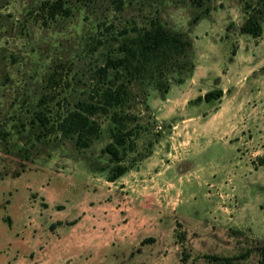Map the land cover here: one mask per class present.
Here are the masks:
<instances>
[{"label":"rangeland","instance_id":"rangeland-1","mask_svg":"<svg viewBox=\"0 0 264 264\" xmlns=\"http://www.w3.org/2000/svg\"><path fill=\"white\" fill-rule=\"evenodd\" d=\"M53 3L64 10L47 15ZM246 3L264 7V0H0V131L8 133L0 132V264H216L212 255L257 262L264 15L260 36L240 32ZM153 18L191 41L193 68L171 72L163 97L147 82L135 87L128 109L138 116L137 134L119 162L129 168L110 181L108 116L98 117L100 134L85 148L58 132L36 138L39 123L30 119L39 109L54 121L83 96L110 28L146 27ZM216 87L219 100L194 101Z\"/></svg>","mask_w":264,"mask_h":264},{"label":"trees","instance_id":"trees-1","mask_svg":"<svg viewBox=\"0 0 264 264\" xmlns=\"http://www.w3.org/2000/svg\"><path fill=\"white\" fill-rule=\"evenodd\" d=\"M58 8L64 10L60 3L49 5L47 15L54 14ZM245 10L247 15L240 32L256 38L262 34L264 7L246 3ZM98 44L96 49H102L105 56L102 64L93 69L83 96L76 99L71 107L65 108L62 114L58 112L54 121H50L49 114L37 109L30 122L39 123L36 138H40V131L44 135L58 132L64 137H73L78 148H85L100 134L98 117L108 116L112 140L105 150L112 160H116L109 177L110 181H114L129 168L119 163L123 156L121 152L133 146L130 145L133 143L131 138L137 134L134 123L138 116L128 109L135 100V87L147 82L163 97L169 90L168 75L171 72L192 70L193 62L188 55L192 43L179 32L166 28L159 19L153 18L146 27L134 25L117 32L110 28ZM178 81L182 82V79ZM222 95L223 90L216 87L197 96L194 101L211 102L219 100ZM37 105L40 107V98ZM0 132L2 137L8 135L5 130ZM259 163L264 165L262 159H259ZM259 254L255 264H264V246L260 247ZM188 258L189 255L184 253L181 261L185 263ZM208 258L216 264H233L237 256L212 255Z\"/></svg>","mask_w":264,"mask_h":264},{"label":"crops","instance_id":"crops-1","mask_svg":"<svg viewBox=\"0 0 264 264\" xmlns=\"http://www.w3.org/2000/svg\"><path fill=\"white\" fill-rule=\"evenodd\" d=\"M195 73V72H194ZM193 78H195V77H192V79ZM198 81L200 80V78L199 79H197ZM222 89V88H221ZM223 90V89H222ZM219 116V115H218ZM150 158V157H149ZM136 201V200H135ZM145 201V199H143V198H141L140 200H137V202L136 203H143ZM147 206H149L150 207V203H149V205L147 204ZM154 206V205H153ZM124 237H126L127 238V236H124Z\"/></svg>","mask_w":264,"mask_h":264}]
</instances>
